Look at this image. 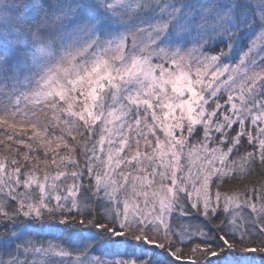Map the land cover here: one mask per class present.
Here are the masks:
<instances>
[{"label": "snow or ice", "instance_id": "6c2138e0", "mask_svg": "<svg viewBox=\"0 0 264 264\" xmlns=\"http://www.w3.org/2000/svg\"><path fill=\"white\" fill-rule=\"evenodd\" d=\"M0 264H264V0H0Z\"/></svg>", "mask_w": 264, "mask_h": 264}]
</instances>
